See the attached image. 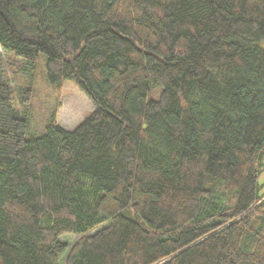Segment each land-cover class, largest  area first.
Segmentation results:
<instances>
[{
  "label": "trees",
  "instance_id": "16d2710c",
  "mask_svg": "<svg viewBox=\"0 0 264 264\" xmlns=\"http://www.w3.org/2000/svg\"><path fill=\"white\" fill-rule=\"evenodd\" d=\"M0 49L94 107L26 137L0 78V264H264V0H0Z\"/></svg>",
  "mask_w": 264,
  "mask_h": 264
},
{
  "label": "rangeland",
  "instance_id": "374dc122",
  "mask_svg": "<svg viewBox=\"0 0 264 264\" xmlns=\"http://www.w3.org/2000/svg\"><path fill=\"white\" fill-rule=\"evenodd\" d=\"M39 57V63L31 67L0 49V78L12 91L14 110L27 119L26 137L39 136L52 112L58 126L72 131L94 110L91 101L72 81H63L58 88L48 85L44 77V58ZM157 91L153 87L149 99H156ZM28 93L31 94L30 105L26 108L23 99ZM257 193H264V155L258 167ZM77 238L65 235L60 241L70 247Z\"/></svg>",
  "mask_w": 264,
  "mask_h": 264
}]
</instances>
